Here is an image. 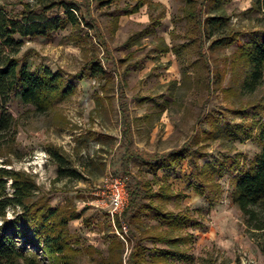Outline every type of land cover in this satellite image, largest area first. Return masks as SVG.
Here are the masks:
<instances>
[{
	"label": "rangeland",
	"instance_id": "rangeland-1",
	"mask_svg": "<svg viewBox=\"0 0 264 264\" xmlns=\"http://www.w3.org/2000/svg\"><path fill=\"white\" fill-rule=\"evenodd\" d=\"M21 1L35 2L0 3L5 10H18ZM149 1L139 11L124 14L123 7L133 0L107 4L77 0L94 28L66 24L47 35L17 36L23 41L18 52L21 62L33 71L45 66L60 71L74 83L75 92L45 113L31 104L12 103L16 153L0 156V166L31 175L35 198L79 213L66 228L70 245L78 250L77 264H99L107 255L109 236H120L114 224L119 214L112 212L107 197L115 176L124 179L126 189L134 179L143 183L148 193L140 195L139 202L166 211H187L200 223L187 228L193 234L184 246L190 258H173L171 264H264V254L230 200L228 167L216 179L222 192L213 203L188 188L186 181H198L197 174L210 170V164L237 160L242 165L244 157H252L260 148L255 136L241 140L232 138L230 131L232 124L251 125L263 114L264 82L252 93L241 90L250 67L231 61L237 41L245 42L264 30L256 0H226L219 9L212 8L211 0ZM210 15L224 16L227 25L212 34L205 23ZM231 35L237 41L215 43ZM91 58L107 72L90 73L86 62ZM49 145L68 155L75 175H57ZM182 145L186 151L175 166L154 171L141 161ZM127 157L129 174L121 168ZM17 210L8 207L6 217ZM141 212L143 226L159 231L153 210ZM144 243L167 246L149 238ZM125 246L124 261L129 243ZM146 264L157 263L150 259Z\"/></svg>",
	"mask_w": 264,
	"mask_h": 264
},
{
	"label": "trees",
	"instance_id": "trees-1",
	"mask_svg": "<svg viewBox=\"0 0 264 264\" xmlns=\"http://www.w3.org/2000/svg\"><path fill=\"white\" fill-rule=\"evenodd\" d=\"M98 1L107 4L112 0ZM224 1L211 0L212 8H221ZM21 4L18 10H5L0 3V156H5L7 151L16 153L14 145L18 130L17 118L11 111L12 103L31 104L37 112L45 113L55 102L75 92L74 83L66 81L60 71H54L48 66L33 71L26 62H21L18 52L23 41L17 36L47 35L66 24L80 26L83 23L90 28L95 27L93 22L82 15L77 0H35L32 4L28 1H21ZM145 4L150 5V1L133 0L122 10L124 14H131ZM254 5L264 24V0H256ZM205 23L213 34L222 30L227 20L224 16L210 15ZM235 41L237 37L231 35L220 37L215 43L231 44ZM167 50L168 47H164L163 51ZM231 58L232 64L239 61L250 67L243 78L241 90L254 92L264 82V30L245 42L237 41ZM86 65L89 72L95 75L107 72L96 58L89 59ZM120 111L124 117L126 111L122 104ZM262 111V116L251 125L230 126L232 138H257L260 148L252 157H244L242 165L237 160H231L229 164L223 161L218 165L210 164V170L197 174L198 181H186L188 188L195 190L208 203H213L222 192L216 179L223 176L227 166L232 184L230 200L240 210L246 231L264 254V107ZM125 126L128 127V124L125 123ZM238 126L241 128L238 129ZM47 151L57 166L59 177L76 174L67 154L52 145L47 147ZM185 151L182 145L142 157L141 161L156 171L162 166L170 167L180 163ZM129 160L127 157L121 165L122 170L128 174L126 167ZM36 188L31 175L0 166V264H41L44 260H49L50 264H77L78 250L70 245L66 228L68 221L79 217V213L73 208L52 206L46 198H35ZM128 192L126 206L114 218L116 229L124 238L116 234L109 236L107 255L101 258L99 264H146L150 259L157 264H171L170 259L173 258L188 260L190 255L184 246L191 241L193 234L187 228L197 227L200 223L187 211H166L153 203L139 202L138 197L148 192L138 179L128 185ZM8 207H19V210L13 217L7 218ZM148 208L154 212L160 225L159 231L144 227L140 221L141 211ZM123 226L126 236L123 234ZM147 238L155 243H166L167 246H148L144 243ZM125 242L129 243V252L124 261Z\"/></svg>",
	"mask_w": 264,
	"mask_h": 264
},
{
	"label": "built area",
	"instance_id": "built-area-1",
	"mask_svg": "<svg viewBox=\"0 0 264 264\" xmlns=\"http://www.w3.org/2000/svg\"><path fill=\"white\" fill-rule=\"evenodd\" d=\"M107 197L112 212L120 214L126 206L129 197L128 189H126L124 179L121 176H115L112 179ZM123 229L125 230L124 226ZM119 235L124 238L121 233Z\"/></svg>",
	"mask_w": 264,
	"mask_h": 264
}]
</instances>
